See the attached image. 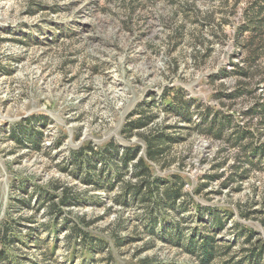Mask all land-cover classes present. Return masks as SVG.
I'll use <instances>...</instances> for the list:
<instances>
[{
	"label": "rangeland",
	"instance_id": "374dc122",
	"mask_svg": "<svg viewBox=\"0 0 264 264\" xmlns=\"http://www.w3.org/2000/svg\"><path fill=\"white\" fill-rule=\"evenodd\" d=\"M252 1L0 0V225L18 222L22 235L7 250L20 264H264L256 249L264 250V161L239 178L240 148L196 128L197 110L244 125L243 114L264 100V55L251 78L235 72L248 67L249 33L237 38L235 26ZM242 80L251 94L228 97ZM177 92L195 108L189 120L170 105ZM142 110L154 120L124 131ZM251 117L264 143V124ZM22 123L40 132L39 150L11 136ZM158 131L183 137L151 167L160 189L180 176L173 208L123 197V184L135 180L131 168L118 178L108 167L102 182L88 183L72 163L87 144L112 142L144 156L138 133ZM212 213L225 218L222 228ZM73 224L92 243V257L71 235ZM32 229L36 243H23ZM174 233L181 243L166 239ZM211 234L215 252L203 262L184 242Z\"/></svg>",
	"mask_w": 264,
	"mask_h": 264
},
{
	"label": "trees",
	"instance_id": "16d2710c",
	"mask_svg": "<svg viewBox=\"0 0 264 264\" xmlns=\"http://www.w3.org/2000/svg\"><path fill=\"white\" fill-rule=\"evenodd\" d=\"M235 28L237 38L240 37V34L242 35L246 31L249 33L248 37L244 38L242 43V46L247 51L248 56L245 59L248 67L235 68V72L244 78H251L257 71V68L251 69V66H256L253 64L264 55V0H253L250 2V5L245 9L243 14L239 16V21ZM239 41V39L236 40V42ZM245 84L246 80H242L233 94L226 95L228 97H237L245 93L251 94L252 90L248 89ZM164 98H166L165 95ZM170 105L174 108L175 114L184 120H189L195 109H192L188 102L182 100V97L178 92L175 94L174 101H170ZM196 112L200 113V123L196 124L199 133L208 135L210 138L221 141L223 144L232 147L238 146L240 148L239 152L242 169L239 173L238 171L234 172L235 174H238L237 177L243 178L248 175L251 169L260 168V163L264 161V143L257 142V138H259L257 135L260 134V132L252 130L250 128V123L252 122L251 116L256 115L259 116L261 123L264 124V100L261 102L257 100L250 109H247L243 115H248L250 118H248V122L244 125L237 124L231 114H225L223 112L211 113L208 109L204 112H200V110H197ZM139 113L140 115L136 120L126 123L123 129L124 131L131 132L133 129L147 127L148 124L154 120L153 115L145 114L143 110ZM27 123L13 126L11 129V136L16 142L24 145L29 144L32 149L39 150L40 132L33 127L31 129L26 128L25 125ZM138 134H140V137L144 141V156H139V149L137 150V148L134 147H125L120 152L118 146L112 142L107 143L98 150L90 144H87L81 146L82 148H79L77 153L71 157L72 163L81 172V179L88 183L102 182V179L105 176L102 172H105L108 167H110V170L116 174L118 178H121L123 174L131 168L130 174L135 180L131 181L129 179L123 184V197L125 194H130L132 199L138 200L143 207L148 209L151 205L159 206L163 210H166L168 207L173 208L176 206L177 200L180 199L182 195L183 184L180 176H173L172 179L160 189V180L158 178H151V167L153 162H159L167 155L169 148L173 144L181 141L183 137L166 131ZM98 163L100 164L99 167H97ZM240 168L241 166L238 165L237 169ZM151 199H153V201ZM61 201L65 202L66 198ZM117 201L126 204V199L122 200L121 196ZM184 201L185 199H183L181 204L178 205L179 208L183 209L185 204H188ZM24 219L31 221L32 216ZM81 219H83V217H81ZM152 219L155 221L156 217H152ZM14 223L19 225L17 221H8L0 225V259L8 262L11 260L15 262L17 261L16 264H20L22 261H19L16 256L12 255L11 251L7 250V248L12 246L22 235V232ZM211 223L213 227L220 229L225 223V218L219 213H212ZM79 230L78 224H73L71 235L74 237L77 236L80 239L82 238L81 240H83V242L81 245L84 252L86 251V253L92 257L93 245L87 241V236ZM32 231L33 229L25 233L26 236L22 239L23 243L27 239H31L32 243H36L37 239ZM166 239L171 243L179 244L184 238H182L180 234L174 233L173 235L170 234L167 236ZM214 241V235L211 234L206 235L201 241L191 239L188 240V242H184V244L192 251H196V255L204 262L210 259V255L215 252ZM256 249L261 251V253L264 251L262 244H259ZM46 252L47 250L43 252L44 258ZM73 253L75 252L73 251ZM258 259L259 258L256 260Z\"/></svg>",
	"mask_w": 264,
	"mask_h": 264
}]
</instances>
